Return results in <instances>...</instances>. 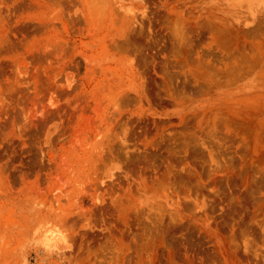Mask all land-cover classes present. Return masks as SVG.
Listing matches in <instances>:
<instances>
[{
	"label": "rangeland",
	"instance_id": "rangeland-1",
	"mask_svg": "<svg viewBox=\"0 0 264 264\" xmlns=\"http://www.w3.org/2000/svg\"><path fill=\"white\" fill-rule=\"evenodd\" d=\"M0 264H264V6L0 0Z\"/></svg>",
	"mask_w": 264,
	"mask_h": 264
},
{
	"label": "bare ground",
	"instance_id": "bare-ground-1",
	"mask_svg": "<svg viewBox=\"0 0 264 264\" xmlns=\"http://www.w3.org/2000/svg\"><path fill=\"white\" fill-rule=\"evenodd\" d=\"M257 5L260 9L264 6V0H257Z\"/></svg>",
	"mask_w": 264,
	"mask_h": 264
}]
</instances>
